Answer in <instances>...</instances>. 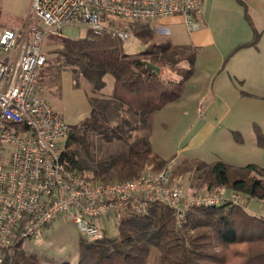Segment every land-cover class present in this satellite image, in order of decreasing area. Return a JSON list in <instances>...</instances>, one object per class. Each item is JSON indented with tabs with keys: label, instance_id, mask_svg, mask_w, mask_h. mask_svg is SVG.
Instances as JSON below:
<instances>
[{
	"label": "trees",
	"instance_id": "obj_1",
	"mask_svg": "<svg viewBox=\"0 0 264 264\" xmlns=\"http://www.w3.org/2000/svg\"><path fill=\"white\" fill-rule=\"evenodd\" d=\"M241 3L253 38L238 45L232 53L245 47H257L261 37L246 5ZM130 24L134 27L133 37L144 44V49L134 54L125 52L126 43L89 31L82 38L52 39L57 45L52 52L57 59L81 72L98 94L107 87V76L114 79L111 98L99 107L106 110L101 114L95 105L89 117L75 126L69 125L70 138L65 151L68 168L92 182L130 181L146 169L160 171L167 167L170 160L162 159L155 152L149 136H140L131 143L122 135L110 136L118 131L126 133L122 126H129V118L123 115L122 124L116 127L107 121L120 118L118 112L127 110L142 121L149 120L167 104L180 100L186 83L195 74L196 47L175 45L156 35L149 24ZM182 63L187 67H182ZM147 64L159 68L160 72ZM173 72L179 75V81H175ZM110 108L115 111L111 120ZM91 133L108 136V141L118 137L127 149L108 160L95 162L91 176L87 177L84 175L87 167L80 155L82 152L90 157ZM258 144L264 147V135L260 131ZM193 163L186 161L185 165ZM199 167H208L209 190L227 189L236 198L250 197L264 203L263 167L257 164L237 166L220 160L209 165L200 162ZM19 248L17 245L6 253V262L42 264L38 256L26 254ZM74 264H264V214H252L245 205L229 200L219 206L189 207L179 226L171 208L156 200L150 201L145 212L128 204L118 218L116 234H106L98 241L80 238Z\"/></svg>",
	"mask_w": 264,
	"mask_h": 264
},
{
	"label": "built area",
	"instance_id": "obj_2",
	"mask_svg": "<svg viewBox=\"0 0 264 264\" xmlns=\"http://www.w3.org/2000/svg\"><path fill=\"white\" fill-rule=\"evenodd\" d=\"M22 28L0 32V142L11 146L0 159V264L6 253L69 214L80 235L105 237L98 221L121 216L128 204L145 212L151 200L171 208L182 225L189 207L237 202L235 196L186 195L171 165L113 184L92 182L68 168L70 126L43 95L39 82L47 63L44 49L66 27H85L127 43L122 23H146L180 16L194 31L204 14L202 0H33ZM5 150V149H1Z\"/></svg>",
	"mask_w": 264,
	"mask_h": 264
},
{
	"label": "rangeland",
	"instance_id": "obj_3",
	"mask_svg": "<svg viewBox=\"0 0 264 264\" xmlns=\"http://www.w3.org/2000/svg\"><path fill=\"white\" fill-rule=\"evenodd\" d=\"M1 1L6 21L13 27H20L25 17L27 19L31 17L30 0ZM118 23L124 28L128 27L130 31L134 28L129 23ZM133 24L141 25L149 24V22ZM227 25L228 19L222 27ZM209 28L212 37L210 38L207 33V39L198 46L195 74L185 85L182 100L167 104L146 121L134 116L127 108H124L127 112H118L121 115L120 118H113L115 111L110 108L109 117L110 120L113 118V121H107V123L116 127L122 124L123 115L129 118L131 121L129 126H122L126 133L118 131L110 135H122L128 143L140 136H149L154 150L162 159L170 160L167 161V167L171 165L174 177L184 188L186 195L215 196L223 192L230 198L235 195L227 189L219 191L208 189V167L201 168L199 165L200 162L209 165L220 160L231 165L257 164L264 168V147L258 144V132L264 135V74L253 76L252 79H256L254 82L250 79L245 82L244 79L239 78V80L232 76L231 65L214 77L212 70L209 71V66L218 62L220 52L222 53L226 47L220 41L221 30L218 23L212 19ZM198 29L199 26L194 31ZM225 32L228 33L227 30ZM86 34L87 31L83 26L63 29V36L69 39L82 38ZM53 38L54 36L50 37L44 46L47 63L41 71L39 82L43 88L44 97L68 125L75 126L91 115L95 105L99 108L104 101H107V98H111L108 94L112 91L114 79L107 76V87L98 94L82 77L81 72L74 70L64 60L57 59V55L52 53L57 48ZM124 49L125 52L134 54L144 49V44L140 39L132 37L125 44ZM263 57L264 45L259 59L254 62ZM181 66L186 68L187 64L182 63ZM253 68L255 70L256 67ZM172 76L175 81L180 80L175 72ZM207 82L214 83V86L204 85ZM99 110L102 114L106 108H99ZM116 120L118 122H115ZM89 138L90 157L82 152L80 155L82 163L87 167L84 171L87 177L91 176L95 162L108 160L127 149L118 137L108 141V136L91 133ZM11 149L8 144L0 142V159L7 156ZM186 161L194 163L188 166L185 165ZM148 171L156 172L151 169L145 170V172ZM247 199H249L247 209L252 211L251 213L264 214V210L261 212V208L264 209L262 201L250 197ZM236 200L245 205L242 202L246 200L245 197L240 196ZM98 223L104 228L106 234L112 236L117 233L118 218L115 215L101 219ZM81 237L86 239L80 235L70 215L67 214L52 221L38 237L19 244V249L26 254L38 256L42 264L64 262L74 264L77 263Z\"/></svg>",
	"mask_w": 264,
	"mask_h": 264
},
{
	"label": "crops",
	"instance_id": "obj_4",
	"mask_svg": "<svg viewBox=\"0 0 264 264\" xmlns=\"http://www.w3.org/2000/svg\"><path fill=\"white\" fill-rule=\"evenodd\" d=\"M1 2L2 1L0 0V32L3 28H22L27 21V17L22 20L20 27H13L6 21L5 14L2 12L3 5ZM30 2L32 3V0H30ZM202 2L204 5V14L198 20L199 29L196 31L189 30L185 25L183 18L180 16L158 19L149 22V25L152 27L156 35L170 40L175 45H191L198 49V46L202 44L201 42L204 39H207V33L210 38L212 37L209 27L213 19L218 23L221 30L220 41H222V44L226 48L222 53L220 52L218 62L209 66V71L212 70V75L215 77L218 73H222L224 69L232 65L231 72L235 79L241 78L244 79L245 82H247V79H250L254 82L256 79L253 80V76H262V73L264 74V57L259 61L254 62L259 59L261 49L264 45V0H202ZM241 2L246 5L249 17L261 37L257 47H245L232 53L238 45L249 42L253 38V30L246 19L245 9ZM7 15L9 16L10 14ZM226 19H228V25L222 27V25L225 24ZM226 30L228 33L225 32ZM242 55L245 56L243 57ZM254 66L256 67L255 70L253 68ZM209 71L206 73L208 74ZM205 84L207 86H209V84L214 86V83L207 82L204 83V85ZM220 84H222V82H220ZM183 95L184 94H182L180 100L183 99ZM247 200L249 199L246 198L245 201L242 200V202L245 203L246 208L248 203ZM263 210L264 209L261 208V212ZM248 211L252 212L250 210Z\"/></svg>",
	"mask_w": 264,
	"mask_h": 264
},
{
	"label": "water",
	"instance_id": "obj_5",
	"mask_svg": "<svg viewBox=\"0 0 264 264\" xmlns=\"http://www.w3.org/2000/svg\"><path fill=\"white\" fill-rule=\"evenodd\" d=\"M148 65V67L149 68H152V69H155L156 70V72H160V69L159 68H157V67H154L153 65H151V64H147Z\"/></svg>",
	"mask_w": 264,
	"mask_h": 264
}]
</instances>
